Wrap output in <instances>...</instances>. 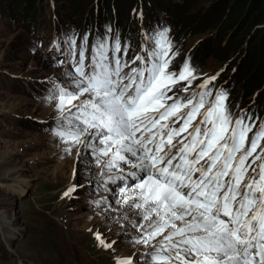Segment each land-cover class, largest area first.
Instances as JSON below:
<instances>
[{"label":"rangeland","instance_id":"rangeland-1","mask_svg":"<svg viewBox=\"0 0 264 264\" xmlns=\"http://www.w3.org/2000/svg\"><path fill=\"white\" fill-rule=\"evenodd\" d=\"M71 1L22 0L18 6L23 10L17 11L13 0H0V217L17 219L11 228L0 226V264H116L117 258L125 257H130L134 264H153L154 249L133 240L146 222L137 210L118 203L119 189L125 181L109 179L118 173L97 164L87 145L65 152V144L52 132L56 127V101L48 97L54 85L70 86L68 74L73 73V60H79L80 46H84L87 65L92 60L93 46L98 43L94 39L76 40L75 29L81 18L90 14L94 21L99 18L100 0H74L76 11ZM170 1L182 2L160 0L157 5L155 0H147V7L156 16L168 11L170 17L157 18V25L142 30L138 35L140 49L132 55L146 56V51L155 47L156 33L168 29L167 38L177 53L173 63L178 64L171 71L178 73L181 62L189 59L195 77L193 82L178 81L173 86L178 88L179 95H172L175 89L171 87L168 96L173 100L195 96L198 100L203 91L199 85L215 76L210 83L222 82L226 88L236 90L235 96L231 95L226 102L233 118L241 114V109H255L264 101V80L247 98L242 97L241 87L253 74L245 62L253 57L256 62L264 61V40L259 39V35L264 37V25H257L251 18L232 27L223 24L232 13L246 7L249 0H185L178 8L171 6ZM134 3L135 0H119L118 15L114 14L116 7L108 10L113 28L119 27L117 18L124 25L127 23ZM143 6L137 11L139 25L146 12ZM33 11L36 12L30 19ZM175 21L180 23L181 32L176 33ZM185 28L190 31H182ZM100 29L97 27L94 32ZM103 32L108 34L111 58L118 33L115 29ZM119 42L122 52L124 39ZM202 47L207 48L205 55L196 61L193 54ZM119 52L116 56L122 61L134 60ZM213 98L211 94L205 99ZM258 127L253 128L249 137ZM88 143L98 141L89 136ZM248 162L252 163L251 157ZM124 168L126 175L128 168ZM22 179L29 187L24 194H15L11 185ZM134 182L130 177L127 180L128 186ZM70 187L74 191L65 196ZM97 232L112 247L101 246ZM4 243H9L10 248Z\"/></svg>","mask_w":264,"mask_h":264},{"label":"snow or ice","instance_id":"snow-or-ice-1","mask_svg":"<svg viewBox=\"0 0 264 264\" xmlns=\"http://www.w3.org/2000/svg\"><path fill=\"white\" fill-rule=\"evenodd\" d=\"M167 33L157 32L155 47L131 62L116 56L117 39L111 58L108 43L98 42L86 65L82 44L70 86L55 84L48 97L56 101L53 135L68 153L87 145L97 164L118 173L109 179L125 181L118 203L146 222L133 240L154 249L153 264H264V121L249 137L252 125L243 114L233 121L223 90L206 100L215 76L199 85L198 100L168 96L195 77L187 60L169 70L177 53ZM96 239L112 247L99 232Z\"/></svg>","mask_w":264,"mask_h":264},{"label":"trees","instance_id":"trees-1","mask_svg":"<svg viewBox=\"0 0 264 264\" xmlns=\"http://www.w3.org/2000/svg\"><path fill=\"white\" fill-rule=\"evenodd\" d=\"M27 1L35 2V0H27ZM118 1L119 0H100V4L98 5V7L100 8L99 18H97V20L94 21L93 14L88 15L87 18H81L80 22L79 23L77 22L76 24V29H75V33L77 35L76 40L85 42L94 39L97 40L98 42H105L108 40L107 38L108 34L105 33L104 35L103 31L104 30L112 31L115 29L118 33L117 39L119 40L124 39L126 49L129 50L132 49L134 46L138 47L139 45L138 35L142 30H145L146 28H150L152 24L157 25L159 23L157 18L165 19L170 17L168 11H165L163 15L156 16L157 14L155 13V11H151L149 7H147L148 6L146 5L148 3L147 0H135L134 3L135 9L132 11V14L127 17V23L124 25L117 18V24L119 25V27L118 29L116 27L113 28L114 26L113 18L108 19L107 17L109 14L108 10L115 8ZM155 1L157 5L160 4V0H155ZM184 1L185 0H182V2H180L182 3L181 6H183V4L185 3ZM20 2H22V0H13V4L17 5L15 9L17 11L23 10V7L18 6ZM180 3H176L175 1H170L171 6L177 5V8L180 6ZM71 4L73 6V9H75L76 11L77 6H75L74 0L71 1ZM141 4L144 5L142 8L146 9V12L145 11L143 12L142 22L141 25H139V17L137 16V11H138V7ZM115 11L116 12H114V14L116 15H118V13L120 14L118 7L115 8ZM35 12L36 11H33L31 13V16L29 17L30 19H32V16H34L33 14H35ZM263 13H264V0H249L246 7L245 6L242 7L239 13H235V12L232 13L228 19L226 18L228 21L223 22V24L225 23V25H229L228 27L230 26L232 27L239 21H241V23H246L251 18L256 22L257 25H264ZM78 17L79 16H77V18ZM223 24L222 26H224ZM175 26H176L175 28L176 33L178 31L181 32L180 23L179 22L177 23V21H175ZM97 27L101 28L98 33L94 32L95 28ZM182 31L188 32L190 31V29L185 28ZM259 39L263 41L264 37L262 38V36L259 35ZM263 43L261 42V44ZM206 49L207 48L202 47L196 50V52L193 54V56H195L196 61H198L202 55H205L204 53ZM256 60L257 58L253 57V59L250 60V62H245L246 64L245 67L249 69V71H252L253 74L251 75V77L244 80L245 82L241 87L242 88L241 95L244 98L250 97L252 91H256L259 88L258 84H260L264 80V61L259 60L258 62H256ZM220 84H222V82H218L216 86ZM221 90H223L227 94L228 98L231 97V95L232 97H234L236 94V90L226 88L223 85L221 86ZM241 110L244 111V115H246L247 119L250 118L252 121L257 120L259 116H264V101L258 104L255 109L250 107V108H246L245 110L244 109Z\"/></svg>","mask_w":264,"mask_h":264},{"label":"bare ground","instance_id":"bare-ground-1","mask_svg":"<svg viewBox=\"0 0 264 264\" xmlns=\"http://www.w3.org/2000/svg\"><path fill=\"white\" fill-rule=\"evenodd\" d=\"M28 183L25 181V180H20V181H17V183L11 185V188H12V191L15 193V194H24L26 191H27V188H28ZM16 218H4V216H1L0 217V226L2 228H11L14 224V222H16ZM15 232L17 231L16 229L14 230ZM18 232V231H17ZM15 236V235H14ZM12 236H10L9 238H11ZM9 243H4V246H6V248H10L8 247ZM22 264V263H21Z\"/></svg>","mask_w":264,"mask_h":264}]
</instances>
